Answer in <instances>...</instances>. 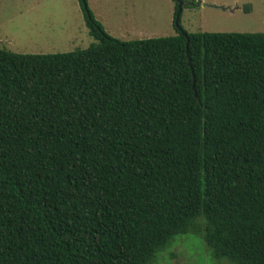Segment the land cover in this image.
Masks as SVG:
<instances>
[{"label":"trees","instance_id":"1","mask_svg":"<svg viewBox=\"0 0 264 264\" xmlns=\"http://www.w3.org/2000/svg\"><path fill=\"white\" fill-rule=\"evenodd\" d=\"M80 1L87 48L0 49V264H156L187 233L264 264V32L120 40Z\"/></svg>","mask_w":264,"mask_h":264},{"label":"rangeland","instance_id":"2","mask_svg":"<svg viewBox=\"0 0 264 264\" xmlns=\"http://www.w3.org/2000/svg\"><path fill=\"white\" fill-rule=\"evenodd\" d=\"M103 29L120 40L171 36L175 0H84ZM187 32H264V0H182ZM190 5H187V4ZM206 4V5H204ZM248 9L247 10H245ZM80 0H0V49L63 53L92 42ZM156 264H227L210 257L201 235L180 234Z\"/></svg>","mask_w":264,"mask_h":264},{"label":"water","instance_id":"3","mask_svg":"<svg viewBox=\"0 0 264 264\" xmlns=\"http://www.w3.org/2000/svg\"><path fill=\"white\" fill-rule=\"evenodd\" d=\"M176 3H177V10H176V13H175V20H174V24L175 26H178V20H179V17H180V13H181V10L183 8V2L182 0H175ZM206 5V4H204Z\"/></svg>","mask_w":264,"mask_h":264}]
</instances>
